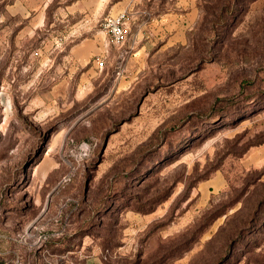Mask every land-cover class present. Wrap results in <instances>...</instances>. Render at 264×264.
Instances as JSON below:
<instances>
[{"label": "rangeland", "instance_id": "1", "mask_svg": "<svg viewBox=\"0 0 264 264\" xmlns=\"http://www.w3.org/2000/svg\"><path fill=\"white\" fill-rule=\"evenodd\" d=\"M16 1L0 0V262L264 264V0H186L165 24L175 1L151 0L138 36L84 62Z\"/></svg>", "mask_w": 264, "mask_h": 264}, {"label": "crops", "instance_id": "2", "mask_svg": "<svg viewBox=\"0 0 264 264\" xmlns=\"http://www.w3.org/2000/svg\"><path fill=\"white\" fill-rule=\"evenodd\" d=\"M151 0H27L26 6L21 2H14L9 8L13 14H18L17 9L23 8L20 15L28 18L32 17L35 28L48 24L51 28L55 24H64L66 26V40L73 43L68 53V57L83 61L88 58L91 49L98 52L99 58H105L107 48L111 41L109 36L95 28V24L102 17H115L124 13L125 21V39L122 45L130 43L134 39V33L142 31L149 23L139 18L145 13V6ZM175 10L167 14V17L155 21V24H165L168 17L179 15L180 8H185L186 0H174ZM153 5V4H152ZM54 7V9H52ZM17 8V9H16ZM15 9V10H14ZM32 14V16H31ZM175 19V18H174ZM151 26V25H149ZM121 45V46H122ZM41 255L36 254V250L30 251L27 260L31 264H57L56 261L40 259ZM61 264H68L65 260ZM65 258V257H64ZM95 260V259H94ZM59 261V262H60ZM84 264L91 263L87 260Z\"/></svg>", "mask_w": 264, "mask_h": 264}, {"label": "built area", "instance_id": "3", "mask_svg": "<svg viewBox=\"0 0 264 264\" xmlns=\"http://www.w3.org/2000/svg\"><path fill=\"white\" fill-rule=\"evenodd\" d=\"M126 16L124 13L115 17L106 16L100 22V28L109 36L111 42L116 46H121L125 39ZM12 264H26L19 257H16Z\"/></svg>", "mask_w": 264, "mask_h": 264}, {"label": "trees", "instance_id": "4", "mask_svg": "<svg viewBox=\"0 0 264 264\" xmlns=\"http://www.w3.org/2000/svg\"><path fill=\"white\" fill-rule=\"evenodd\" d=\"M55 246H56V243L55 242H53V245L51 246L52 248H55ZM54 249H51V252H54V253H56L55 251H53ZM60 253H63V251H59ZM24 262V261H23ZM0 264H5V263H3V262H0ZM57 264H61V261L60 262H57Z\"/></svg>", "mask_w": 264, "mask_h": 264}]
</instances>
